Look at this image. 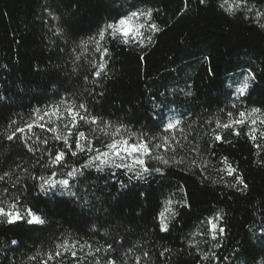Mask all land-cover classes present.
I'll return each instance as SVG.
<instances>
[{"label":"trees","instance_id":"1","mask_svg":"<svg viewBox=\"0 0 264 264\" xmlns=\"http://www.w3.org/2000/svg\"><path fill=\"white\" fill-rule=\"evenodd\" d=\"M222 3L187 0L185 10V0H0V175L9 174L0 191L9 190L5 204L19 196L46 219L42 226L0 222V264H31L30 255L54 249L63 238L92 244V254L86 248L79 253V264H208L201 252L215 254L211 264H264V136L253 140L250 128L239 126V136L217 129L224 139L215 141L214 125L206 123L225 119L227 111L264 109V28L250 13L230 15ZM249 5L264 10V0ZM135 11H151L160 31L143 29V46L106 40L107 71L96 80L91 71L99 54L89 38ZM248 71L255 80L238 98L236 87ZM61 101L85 103L91 114L147 137L161 135L175 117L188 137L184 143L197 151L180 152L183 165L153 162L164 172L144 179L90 168L69 178V190L40 193L30 177L56 170L48 167L44 149L59 148V142L39 128L48 145L6 137L34 109ZM258 130L264 132V124ZM172 134L181 137L179 130ZM224 158L236 169L233 175ZM192 159L207 166L193 168ZM169 201L175 215L167 214L164 232L158 214ZM214 216L222 217L225 229L217 240L207 234ZM63 264L77 261L66 256Z\"/></svg>","mask_w":264,"mask_h":264},{"label":"snow or ice","instance_id":"2","mask_svg":"<svg viewBox=\"0 0 264 264\" xmlns=\"http://www.w3.org/2000/svg\"><path fill=\"white\" fill-rule=\"evenodd\" d=\"M199 2L203 4L205 0H199ZM225 4H227L226 8ZM220 7L224 8L230 15L237 12L250 13L252 18L259 23V26L264 28V10H258L254 5H249V0H232L231 3H229V0H224ZM186 8L187 0H185V10ZM152 16L151 11H135L101 26L96 36L89 38V43L94 44V51L99 54L96 63L92 64L91 76L96 80H100L106 74L107 57L109 55V48L104 44L106 40H119L120 43L125 45L138 42L143 46L145 42L143 29L147 27L153 33L159 32L160 28L151 22ZM141 17L145 18V23H138ZM147 39L151 43V37ZM85 79H88V77L86 76ZM254 80L255 75L251 71L243 74V79L236 87L238 98L248 93ZM233 108H235V105H233ZM15 123V121H12L9 127ZM206 123L214 125L213 137L215 141H223L224 139L216 131L217 129L230 130L231 134L239 136L241 134L238 131L239 126H248L251 138L255 140L258 134L264 136V132L258 130V125L264 124V109L252 108L236 112L227 111L225 119L222 120L217 117L214 121L210 119ZM181 124V120L170 117L167 123L164 124L161 135L156 136L153 134L152 137H147L144 134L129 131L124 124L113 125L110 121H104L102 118L91 114L85 103L77 104L75 101L71 103L61 101L51 107L34 109L29 120L25 121L23 126L13 128L6 138L10 141L23 139L25 143L31 141L35 144L48 145V138L35 131L39 128L40 133L50 132L53 134L52 138L59 142V148L46 147L44 149L50 160L48 167L55 165L57 166L56 170L50 171L47 177L42 175L30 177L38 182V185L33 187L38 186L39 192L46 194L48 191L56 189L69 190L71 187L69 178L82 175L85 169L94 168L98 172H103L109 168L119 169L122 170L123 174H131L129 179L140 180L152 173L164 172L163 167H157L153 162L163 166L183 165L185 158L180 156L177 159V155L184 150L191 152L197 150L194 146L188 148V145L184 143L188 140V137L183 135L184 129ZM177 130L181 134L180 138L172 134ZM34 150L36 149L29 147V151ZM168 153H172V155L168 156ZM80 156H83L84 159L79 165L73 166L68 163L71 158ZM222 162L229 175L236 172V169L229 165L227 158H224ZM188 164L193 168L207 166L196 159L188 161ZM66 167L68 168L66 172H60L61 169ZM57 174H62L68 178L56 180L53 177ZM8 176V173L0 175V182H3ZM235 179L238 184H244L242 178L237 176ZM19 181L20 178L17 177L16 183L19 184ZM8 195L9 190L7 188L0 191V222H7L8 224L23 222L30 226L46 224L45 217L31 206H26L19 196L13 197L8 204H5L4 200ZM171 204L172 201H169L164 211L158 214L159 227L164 232L169 230L167 214L175 215ZM221 220L222 217L220 216H214L207 220V234L212 240H217L218 235L225 232L224 227L220 224ZM12 243L16 244L17 241H12ZM192 247L196 246L192 245ZM85 248L88 249V254L93 253V246L87 241H73L70 238H63L55 245L54 249L30 255L28 261L31 264H63L64 258L71 256L79 264L81 259L79 253L83 252ZM94 251L100 252L101 249L97 247ZM108 251H111V246H109ZM164 251L169 250L165 249ZM161 254L163 255V253ZM199 256L201 260L207 261L208 264L216 259L214 253L201 252ZM107 264H115V261L110 260ZM137 264H139V260H137Z\"/></svg>","mask_w":264,"mask_h":264}]
</instances>
